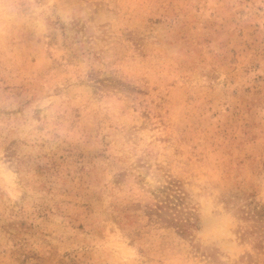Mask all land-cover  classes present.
I'll return each instance as SVG.
<instances>
[{
  "label": "rangeland",
  "instance_id": "obj_1",
  "mask_svg": "<svg viewBox=\"0 0 264 264\" xmlns=\"http://www.w3.org/2000/svg\"><path fill=\"white\" fill-rule=\"evenodd\" d=\"M0 264H264V0H0Z\"/></svg>",
  "mask_w": 264,
  "mask_h": 264
},
{
  "label": "trees",
  "instance_id": "obj_2",
  "mask_svg": "<svg viewBox=\"0 0 264 264\" xmlns=\"http://www.w3.org/2000/svg\"><path fill=\"white\" fill-rule=\"evenodd\" d=\"M178 202L179 201H182V199H183V197L182 196H175L174 197ZM173 202L172 200H170L169 198L167 199V200H165L164 202H165V205H162V204H159V205H157L158 206V208L160 209V210H162V209H167V211L169 212V211H172L173 212V210L174 209H176L177 208V205H178V202ZM160 217H162V215L160 216ZM175 221V222H174ZM183 220H176V218H171L170 220H169V222H173V223H175L177 226H178V228L179 229H181L182 231H186V229H187V226H189V221H191V219H190V217L189 218H187V219H185L184 220V222H182ZM189 222V223H188Z\"/></svg>",
  "mask_w": 264,
  "mask_h": 264
}]
</instances>
